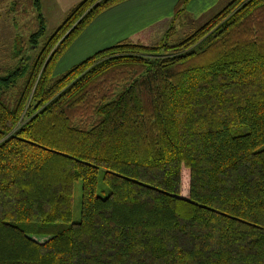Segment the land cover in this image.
<instances>
[{"label": "trees", "instance_id": "16d2710c", "mask_svg": "<svg viewBox=\"0 0 264 264\" xmlns=\"http://www.w3.org/2000/svg\"><path fill=\"white\" fill-rule=\"evenodd\" d=\"M125 1H77L0 68V264H264V0L174 38L176 0L157 42L132 35L52 76Z\"/></svg>", "mask_w": 264, "mask_h": 264}, {"label": "rangeland", "instance_id": "374dc122", "mask_svg": "<svg viewBox=\"0 0 264 264\" xmlns=\"http://www.w3.org/2000/svg\"><path fill=\"white\" fill-rule=\"evenodd\" d=\"M31 1L32 0H0V68L13 66L17 62V59H13L11 57L16 38L21 40L23 43V52L21 55H27L29 59H31L38 52L41 41L53 32V30L63 20L67 10L79 0L38 1L39 12H41L44 18L45 26L44 35L37 41L35 47H32V45L28 44L27 41L29 33L34 30L36 17V12L34 11V8H32V3L30 5ZM227 3L228 0H219L215 5L208 8L204 12H200L201 8L199 5L193 6L189 11L186 10L188 13L186 12L185 15H182L183 17L181 18L180 23L177 22L174 24V38H183L220 11ZM168 23V21L164 22L157 29L152 30L149 28V30H151L149 33L143 34L142 32V34H138L134 36V38L141 36L143 42L139 40L140 43L145 45L153 44L163 36ZM90 29L91 27H88L86 31H89ZM81 38L82 37L75 39L74 43L71 44L70 51H67L68 53L66 52L59 60L54 61L51 68L52 76H57L65 71L68 67H70V63H72V61L73 63H77V61L79 62V60L82 59V56L79 55L80 57L75 58L74 54H72ZM136 41H138V39ZM103 48L104 47L100 49ZM68 54H72V58H70ZM103 189L104 187L100 184L97 193L103 195ZM80 194V182L75 181L72 187L71 221H76L79 216Z\"/></svg>", "mask_w": 264, "mask_h": 264}, {"label": "crops", "instance_id": "0c3cea01", "mask_svg": "<svg viewBox=\"0 0 264 264\" xmlns=\"http://www.w3.org/2000/svg\"><path fill=\"white\" fill-rule=\"evenodd\" d=\"M218 1L190 0L186 10L189 11L193 6L199 5L200 12H204ZM175 2L176 0H127L102 12L77 36V38H82L72 54L75 58L82 56L83 59L109 44L124 40L132 35L142 34V32L143 34L147 33L149 27L154 23L171 16ZM88 27H91V29L86 31ZM70 49L71 45L66 52ZM72 54H68L70 58H72ZM72 64H74L73 61L70 65Z\"/></svg>", "mask_w": 264, "mask_h": 264}]
</instances>
